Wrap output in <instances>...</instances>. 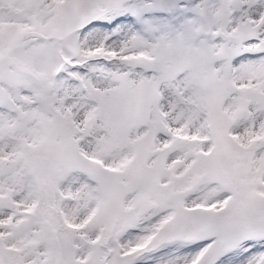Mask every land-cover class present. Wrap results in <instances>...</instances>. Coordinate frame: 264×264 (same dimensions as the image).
Segmentation results:
<instances>
[{
    "label": "snow or ice",
    "instance_id": "1",
    "mask_svg": "<svg viewBox=\"0 0 264 264\" xmlns=\"http://www.w3.org/2000/svg\"><path fill=\"white\" fill-rule=\"evenodd\" d=\"M0 264H264V0H0Z\"/></svg>",
    "mask_w": 264,
    "mask_h": 264
}]
</instances>
